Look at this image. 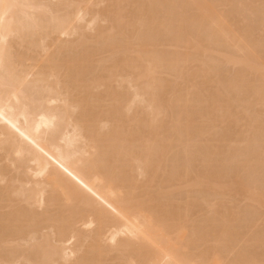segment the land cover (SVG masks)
Returning a JSON list of instances; mask_svg holds the SVG:
<instances>
[{
  "label": "bare ground",
  "instance_id": "bare-ground-1",
  "mask_svg": "<svg viewBox=\"0 0 264 264\" xmlns=\"http://www.w3.org/2000/svg\"><path fill=\"white\" fill-rule=\"evenodd\" d=\"M0 264H264V0H0Z\"/></svg>",
  "mask_w": 264,
  "mask_h": 264
},
{
  "label": "rangeland",
  "instance_id": "rangeland-1",
  "mask_svg": "<svg viewBox=\"0 0 264 264\" xmlns=\"http://www.w3.org/2000/svg\"><path fill=\"white\" fill-rule=\"evenodd\" d=\"M240 197H241V196L238 197V200H239V201H237V202H240V201L243 199V197H242V198H240ZM236 200H237V199H236ZM254 248H256V250L259 249L258 246L254 247ZM254 248H253V251H256Z\"/></svg>",
  "mask_w": 264,
  "mask_h": 264
}]
</instances>
